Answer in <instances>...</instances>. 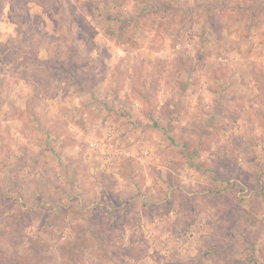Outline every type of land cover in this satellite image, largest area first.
Segmentation results:
<instances>
[{
	"label": "rangeland",
	"instance_id": "rangeland-1",
	"mask_svg": "<svg viewBox=\"0 0 264 264\" xmlns=\"http://www.w3.org/2000/svg\"><path fill=\"white\" fill-rule=\"evenodd\" d=\"M0 264H264V0H0Z\"/></svg>",
	"mask_w": 264,
	"mask_h": 264
}]
</instances>
